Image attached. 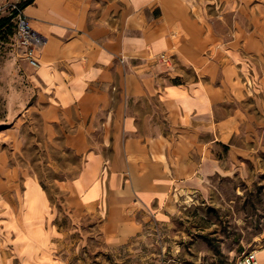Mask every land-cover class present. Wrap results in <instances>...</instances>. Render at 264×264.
Returning <instances> with one entry per match:
<instances>
[{
  "label": "crops",
  "instance_id": "1",
  "mask_svg": "<svg viewBox=\"0 0 264 264\" xmlns=\"http://www.w3.org/2000/svg\"><path fill=\"white\" fill-rule=\"evenodd\" d=\"M12 1L24 0L0 5ZM22 12L45 42L35 67L12 54L8 96L28 101L49 156L80 164L53 199L34 172L0 165V264H69L63 218H97L107 245L166 219L219 168L215 143L247 132L240 104L264 99V0H32Z\"/></svg>",
  "mask_w": 264,
  "mask_h": 264
},
{
  "label": "rangeland",
  "instance_id": "2",
  "mask_svg": "<svg viewBox=\"0 0 264 264\" xmlns=\"http://www.w3.org/2000/svg\"><path fill=\"white\" fill-rule=\"evenodd\" d=\"M5 2L2 17L10 18L13 10ZM220 11V8H219ZM217 11L214 13L218 18ZM221 20V18H218ZM232 16H228V21ZM11 19L0 30V165L23 172H34L50 195H59L55 179L72 178L80 158L71 152L49 156L50 141L41 132V124L28 111L8 96L12 87L9 60L22 59L10 32ZM221 23V22H220ZM18 63V62H17ZM240 104L246 113L245 127L229 146L215 143L219 168L190 198L176 202L164 220L151 218L142 230L127 242L107 245L100 234L98 219L80 221L63 218L68 223L69 264H232L245 250L264 246V99ZM224 112L223 107L219 109ZM237 147L234 152L230 149ZM62 164L63 172L52 171L49 163ZM68 166V167H66ZM68 168V171H65ZM78 229V231L76 230Z\"/></svg>",
  "mask_w": 264,
  "mask_h": 264
},
{
  "label": "built area",
  "instance_id": "3",
  "mask_svg": "<svg viewBox=\"0 0 264 264\" xmlns=\"http://www.w3.org/2000/svg\"><path fill=\"white\" fill-rule=\"evenodd\" d=\"M9 6L15 12L11 15V21L14 26L15 45L21 52L23 60L35 67L38 65L36 52L44 45L45 37L32 29L19 5L10 4ZM2 10L3 7L0 6V11ZM160 58L167 59L164 55H161ZM232 264H259L256 249L243 251Z\"/></svg>",
  "mask_w": 264,
  "mask_h": 264
},
{
  "label": "trees",
  "instance_id": "4",
  "mask_svg": "<svg viewBox=\"0 0 264 264\" xmlns=\"http://www.w3.org/2000/svg\"><path fill=\"white\" fill-rule=\"evenodd\" d=\"M32 0H24L22 2H20L18 5L20 8H22L23 6H25L26 4H28L29 2H31ZM15 12L13 11L12 15ZM10 18H3L2 20H0V27L4 26L5 24H7L9 22Z\"/></svg>",
  "mask_w": 264,
  "mask_h": 264
}]
</instances>
